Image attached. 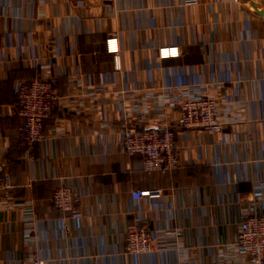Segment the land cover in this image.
<instances>
[{
    "label": "crops",
    "instance_id": "1",
    "mask_svg": "<svg viewBox=\"0 0 264 264\" xmlns=\"http://www.w3.org/2000/svg\"><path fill=\"white\" fill-rule=\"evenodd\" d=\"M109 35L117 63L103 47ZM176 43L180 56L156 57ZM33 74L54 77L59 98L43 137L22 146L11 81ZM197 78L226 128L177 130L178 165L144 172L141 156L120 148L118 109L131 112L132 100L159 108L168 88L192 93ZM0 171L11 183L0 198V264H23L37 249L47 264H198L224 250L241 259L244 197L264 176V2L0 0ZM61 182L81 212L76 228L64 229L50 203ZM133 188L159 196L133 201ZM134 218L156 235L132 262L124 228Z\"/></svg>",
    "mask_w": 264,
    "mask_h": 264
},
{
    "label": "built area",
    "instance_id": "2",
    "mask_svg": "<svg viewBox=\"0 0 264 264\" xmlns=\"http://www.w3.org/2000/svg\"><path fill=\"white\" fill-rule=\"evenodd\" d=\"M181 1L185 5L197 2ZM103 47L105 52L112 54L114 62L117 63L116 36H106ZM182 51L183 45L180 43L162 44L156 47L155 55L158 59H169L180 56ZM30 57V66L33 69L37 58ZM88 77L87 74L86 78ZM200 85L201 81L197 78L190 85L192 93H174L168 88L165 100L159 108H145L137 100H132L129 105L131 112L124 107L118 109L116 125L120 148L127 155L139 154L144 172H163L178 165L175 140L177 130L218 133L226 128V122L219 118L215 97L199 92ZM10 93L16 104L15 114L21 119L17 141L22 146H28L43 137L44 120L53 102L59 98L54 88V77L33 74L24 80H12ZM98 114L102 116L103 112L100 110ZM143 116L144 122L138 124V119L141 121ZM249 182L250 188L244 197L246 208L240 214L234 241L242 258L233 260L232 255L224 250L214 259L198 264H264V176L253 177ZM10 188L7 172L0 171V198L6 196ZM158 196L159 190L156 188H133L129 193V198L133 201L140 198L152 200ZM238 200L236 193L235 201ZM72 201L68 184L61 182L53 188L50 203L56 216L65 221L64 229H67L66 221L75 228L80 224L81 212L72 205ZM155 235L154 228L141 224L138 219L134 218L126 224L124 249L132 262L138 253L152 250ZM23 264H47V260L37 249L27 252Z\"/></svg>",
    "mask_w": 264,
    "mask_h": 264
},
{
    "label": "trees",
    "instance_id": "3",
    "mask_svg": "<svg viewBox=\"0 0 264 264\" xmlns=\"http://www.w3.org/2000/svg\"><path fill=\"white\" fill-rule=\"evenodd\" d=\"M166 171V170H165ZM150 172H153V171H150Z\"/></svg>",
    "mask_w": 264,
    "mask_h": 264
}]
</instances>
